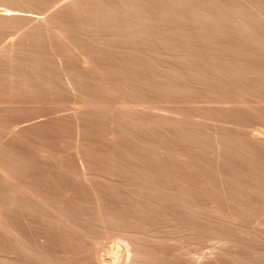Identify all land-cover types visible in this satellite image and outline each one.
<instances>
[{"label":"bare ground","instance_id":"1","mask_svg":"<svg viewBox=\"0 0 264 264\" xmlns=\"http://www.w3.org/2000/svg\"><path fill=\"white\" fill-rule=\"evenodd\" d=\"M20 1L0 264H264V0Z\"/></svg>","mask_w":264,"mask_h":264},{"label":"rangeland","instance_id":"2","mask_svg":"<svg viewBox=\"0 0 264 264\" xmlns=\"http://www.w3.org/2000/svg\"><path fill=\"white\" fill-rule=\"evenodd\" d=\"M48 3L49 1L45 0L42 3L43 8L47 6ZM21 7H22V2L20 0H0V48L8 44L12 39L22 34L23 31H26L29 28V26L31 27L33 24H35L38 21L36 17L42 15L38 13L36 14L35 12L32 11L27 12V11H22L20 9L18 10V8ZM15 13H17L18 16H15ZM34 16H36L35 17L36 20L32 18ZM62 113L63 114L70 113V109L67 105H63L60 108V114ZM67 134L69 135L71 134L70 130H68ZM263 210L264 209L258 210L255 216L253 215V217L255 218L253 217L251 218L252 221L249 222V225L250 224L252 225L251 227L252 229L264 230ZM256 225H258L259 228L258 227L256 228L255 227ZM209 245L210 244H205L202 248V251L203 252L209 251L210 248Z\"/></svg>","mask_w":264,"mask_h":264}]
</instances>
